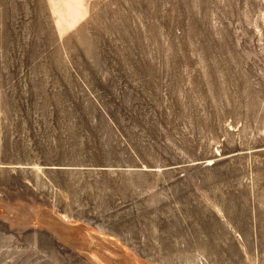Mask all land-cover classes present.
I'll return each instance as SVG.
<instances>
[{"label": "rangeland", "instance_id": "1", "mask_svg": "<svg viewBox=\"0 0 264 264\" xmlns=\"http://www.w3.org/2000/svg\"><path fill=\"white\" fill-rule=\"evenodd\" d=\"M0 264H264V0H0Z\"/></svg>", "mask_w": 264, "mask_h": 264}]
</instances>
